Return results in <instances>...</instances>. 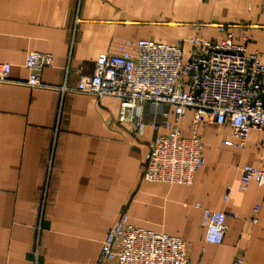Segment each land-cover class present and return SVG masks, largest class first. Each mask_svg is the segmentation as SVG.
Returning a JSON list of instances; mask_svg holds the SVG:
<instances>
[{
	"label": "crops",
	"instance_id": "obj_1",
	"mask_svg": "<svg viewBox=\"0 0 264 264\" xmlns=\"http://www.w3.org/2000/svg\"><path fill=\"white\" fill-rule=\"evenodd\" d=\"M219 23L237 26L235 40L244 32L264 63V0H0V62L11 65L0 81V264H94L122 213L190 242L189 264H264V185L241 189L237 169L261 166L262 132L250 130L239 149L230 126L202 121L204 161L192 183L150 182L141 177L157 133L149 121L161 115L144 104L139 134L119 120V98L61 88L123 40L219 41ZM31 51L52 55L45 86L25 83ZM203 209L226 214L220 244L204 242Z\"/></svg>",
	"mask_w": 264,
	"mask_h": 264
},
{
	"label": "built area",
	"instance_id": "obj_2",
	"mask_svg": "<svg viewBox=\"0 0 264 264\" xmlns=\"http://www.w3.org/2000/svg\"><path fill=\"white\" fill-rule=\"evenodd\" d=\"M216 27L223 33L219 41L193 37L172 44L152 39L123 40L115 50L98 55L91 74L81 75L73 86H61L62 90L98 98H119V120L132 122L139 134L146 123L144 104L161 115L159 121H149L157 133L141 170L143 180L191 184L204 161L203 139L198 132L202 121L230 126L239 149L245 146L250 130L264 134V63L256 51L246 50L244 32L239 30L234 39L237 26L219 23ZM184 43L189 46L186 57ZM52 62L50 53L28 52L25 83L45 86L40 74ZM10 70L8 62H0V81L9 79ZM168 108L172 109V121ZM187 110H192V115L190 134L185 136L181 122ZM160 129L166 131L158 132ZM237 169L241 189L252 181L264 185V158L260 167L243 165ZM225 218L222 211L203 209L204 242H222ZM189 246L183 238L134 226L122 213L103 239L94 264H189ZM232 264L245 262L240 256Z\"/></svg>",
	"mask_w": 264,
	"mask_h": 264
},
{
	"label": "rangeland",
	"instance_id": "obj_3",
	"mask_svg": "<svg viewBox=\"0 0 264 264\" xmlns=\"http://www.w3.org/2000/svg\"><path fill=\"white\" fill-rule=\"evenodd\" d=\"M187 53H188V52H184V54H185V57L187 56Z\"/></svg>",
	"mask_w": 264,
	"mask_h": 264
}]
</instances>
